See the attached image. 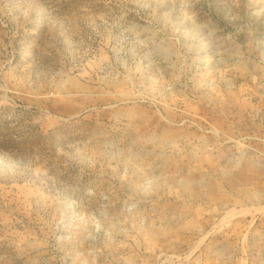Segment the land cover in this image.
Masks as SVG:
<instances>
[{"label":"rangeland","instance_id":"374dc122","mask_svg":"<svg viewBox=\"0 0 264 264\" xmlns=\"http://www.w3.org/2000/svg\"><path fill=\"white\" fill-rule=\"evenodd\" d=\"M0 264H264V0H0Z\"/></svg>","mask_w":264,"mask_h":264}]
</instances>
